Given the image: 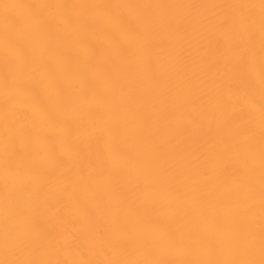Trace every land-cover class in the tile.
<instances>
[{"label":"bare ground","instance_id":"bare-ground-1","mask_svg":"<svg viewBox=\"0 0 264 264\" xmlns=\"http://www.w3.org/2000/svg\"><path fill=\"white\" fill-rule=\"evenodd\" d=\"M0 264H264V0H0Z\"/></svg>","mask_w":264,"mask_h":264}]
</instances>
